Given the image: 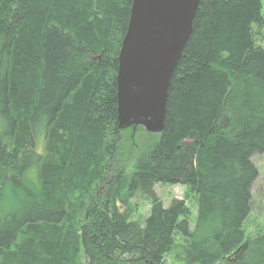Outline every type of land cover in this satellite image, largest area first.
Instances as JSON below:
<instances>
[{
  "label": "trees",
  "instance_id": "trees-1",
  "mask_svg": "<svg viewBox=\"0 0 264 264\" xmlns=\"http://www.w3.org/2000/svg\"><path fill=\"white\" fill-rule=\"evenodd\" d=\"M132 3L0 0V264H164L176 236L185 264H264V228H244L264 152L263 0H200L163 132L110 173ZM158 184L195 195L193 227ZM137 193L143 223L127 210Z\"/></svg>",
  "mask_w": 264,
  "mask_h": 264
},
{
  "label": "water",
  "instance_id": "water-1",
  "mask_svg": "<svg viewBox=\"0 0 264 264\" xmlns=\"http://www.w3.org/2000/svg\"><path fill=\"white\" fill-rule=\"evenodd\" d=\"M200 0H133L118 55V127L161 133L174 71Z\"/></svg>",
  "mask_w": 264,
  "mask_h": 264
},
{
  "label": "rangeland",
  "instance_id": "rangeland-1",
  "mask_svg": "<svg viewBox=\"0 0 264 264\" xmlns=\"http://www.w3.org/2000/svg\"><path fill=\"white\" fill-rule=\"evenodd\" d=\"M264 4V0H263ZM264 15V7H263ZM257 43L264 47V29L258 35ZM123 132L120 137V142L116 149H114L109 155L111 158L108 159L109 172L112 171V162L116 159L117 163L114 169L123 166L125 172L130 174L134 170V166L138 157L147 150L149 141L156 139V136L148 132L143 126H132L127 129H121ZM37 149L41 152L44 151V139L41 137L38 140ZM107 161V158H105ZM115 161V162H116ZM252 161L258 170V177L252 186V211L244 224V228L248 237H254L258 232L264 228V152L256 153L252 156ZM121 165V166H120ZM117 173V171L113 172ZM98 187L94 185L93 190ZM92 191V190H91ZM80 192V191H78ZM156 195L162 200L165 207H168L173 199L185 200L189 209V221L191 227L194 226L196 215H197V202L195 195H188L187 187L182 184L165 185L158 184L155 186ZM77 197V195L75 196ZM71 203H75V199L71 200ZM151 209L150 199L141 193H137L131 200L127 208L132 213V219L137 220L141 223L148 217ZM31 236V235H30ZM176 242L178 246L176 249L171 251L165 257L164 264H185L184 253L182 251V244L184 239L180 236H176ZM1 260V255H0ZM220 264H225L222 261Z\"/></svg>",
  "mask_w": 264,
  "mask_h": 264
}]
</instances>
